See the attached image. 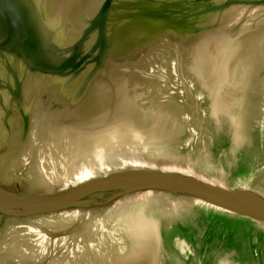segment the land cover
<instances>
[{"label": "water", "instance_id": "95a60500", "mask_svg": "<svg viewBox=\"0 0 264 264\" xmlns=\"http://www.w3.org/2000/svg\"><path fill=\"white\" fill-rule=\"evenodd\" d=\"M207 113L218 128L228 125L235 146L261 148L255 130L264 132V0H0V264H158L161 239L170 246L177 238L193 247L202 241L207 255L221 245L233 263L264 262L259 172L234 187L176 149L188 124L206 123L200 118ZM144 124H159L155 135L143 132ZM122 126L143 134L141 159L159 160L107 161L111 168L95 167L81 182L53 191L28 187L34 175L22 160L30 145L100 138ZM166 135L170 143L162 142ZM13 158L18 165L5 182L3 165ZM247 159L234 177L245 176ZM139 199L165 208L175 201L190 214L169 211L159 222L145 205L132 208ZM74 211L82 217L54 224ZM140 213L137 231L127 220ZM203 222L207 230L197 239ZM114 223L132 238L129 250ZM88 227L86 248L74 258L70 251ZM39 231L49 236L47 250ZM15 242L26 250L12 256Z\"/></svg>", "mask_w": 264, "mask_h": 264}, {"label": "bare ground", "instance_id": "6f19581e", "mask_svg": "<svg viewBox=\"0 0 264 264\" xmlns=\"http://www.w3.org/2000/svg\"><path fill=\"white\" fill-rule=\"evenodd\" d=\"M248 48L250 50L252 49V42L247 44L246 49ZM249 63L252 64V60ZM243 73L247 76L250 73V70L247 69ZM249 77L250 76H247L246 78ZM158 125L159 124H144L143 132L147 134L149 133L150 136L155 135L154 133L158 128ZM118 130L119 132L108 131L100 138H91L89 136L79 134L72 138H64L61 141H56L53 145H43L41 142L36 145H30L24 150L23 156L25 159L22 160V166H26L27 174L34 175V180L28 184V187L35 190L53 191L59 186H66L72 183L81 182L98 173L95 167L100 166V171L103 172L111 168L108 166V163H106L107 161H114L122 166H148V163L151 161L159 160L158 158L146 160L141 159V155L143 156L145 154L138 151L140 150L139 145L141 142L138 137L143 134L137 135L135 131L132 132L130 130H126L123 126L119 127ZM62 133L63 132L58 133L57 136ZM164 138V141H162L164 143H170L172 140V137L168 135ZM121 149L126 150V152L121 151ZM162 158L165 159L163 156ZM166 158L173 159L171 156ZM17 165L18 162L16 158H13L9 163H5V165H3L2 173L6 178L5 182L11 180L12 172L15 170L14 168ZM121 208V205H116L115 209L117 210V213ZM62 214L63 215L58 218L55 217L57 222L54 224L56 226L60 227L64 224L63 222L59 224V218H67L68 220H71L74 217H82L78 211L65 212ZM108 214L109 216L111 215L110 213ZM141 219L142 213L138 214L136 217H131L127 221L130 222V227H134L137 231H141L143 229V223L140 221ZM98 221L101 226H104L102 219H99ZM92 223L93 222H91V224L89 223V227ZM89 227L86 230H82L78 246L73 247L70 251V253L74 255V258L80 256L76 253V250L84 251L86 248V244H84L85 237L83 235H90ZM149 228V232L151 234H157L156 226L153 227L150 225ZM37 235L39 237L37 242L43 248L42 250H47L49 243L48 234L39 231L36 236ZM38 248L40 249L39 246ZM23 249L24 245L22 242H15L7 252L12 256H15L17 253H21L26 250ZM29 257V255H24V258L26 259Z\"/></svg>", "mask_w": 264, "mask_h": 264}, {"label": "rangeland", "instance_id": "374dc122", "mask_svg": "<svg viewBox=\"0 0 264 264\" xmlns=\"http://www.w3.org/2000/svg\"><path fill=\"white\" fill-rule=\"evenodd\" d=\"M197 118L199 117L197 116ZM210 118V114L207 113L200 118V120H206V123L188 124V128L181 134L176 144V149L180 155L192 161L199 169L208 172L210 176L225 179L231 186H243L246 182L250 181L251 175H254L256 172H259L260 176L258 177L257 187L261 188L264 186V132L262 128L259 127L255 130L261 142V148L258 147L259 149H257L253 147L252 141L247 144L235 146L228 125L223 124V128L220 129L218 128V124ZM190 134L192 135L189 136ZM243 157L250 158V160H246L250 168L246 170V174H243L245 176L239 175L234 177L233 174L237 171L238 161ZM139 200L140 201L133 204L132 208L138 207V205H145L144 210L146 214L150 217H154L159 222H162L170 212L174 214L178 211L182 216L184 215V211L185 216L190 214V211L186 210L188 205H177L175 201H171L170 207L165 208L162 204L158 206L155 200ZM185 207L187 208L185 209ZM199 209L202 210L201 207H199ZM205 210V213L209 214L208 209ZM181 214L179 217L182 218ZM215 214L216 211H213L212 216H215ZM116 224L118 223H114L110 227L114 230ZM116 229L121 230L118 225ZM206 230V225L203 222L202 226L198 227V237H194L201 239ZM120 236H123L124 242L122 245L124 249L129 250L132 238L128 233L123 234L122 230L119 232V237ZM161 242L162 244L158 252V264H187L189 256H192L193 264H205L206 261L208 262L211 253L213 254L212 259L208 264H239L233 263L232 260H230V253L227 252L226 249H223L221 245L217 248L213 247L207 255L201 246L202 241H199L197 247H193L186 238L180 241L177 238L170 246H166L163 239H161ZM202 255L205 256V261ZM256 258L257 260L253 261V264H264V262L260 263L259 257Z\"/></svg>", "mask_w": 264, "mask_h": 264}]
</instances>
